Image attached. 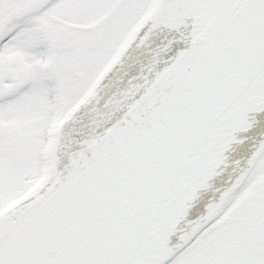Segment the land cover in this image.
Listing matches in <instances>:
<instances>
[{
	"label": "snow or ice",
	"instance_id": "obj_1",
	"mask_svg": "<svg viewBox=\"0 0 264 264\" xmlns=\"http://www.w3.org/2000/svg\"><path fill=\"white\" fill-rule=\"evenodd\" d=\"M0 264H264V0H0Z\"/></svg>",
	"mask_w": 264,
	"mask_h": 264
}]
</instances>
